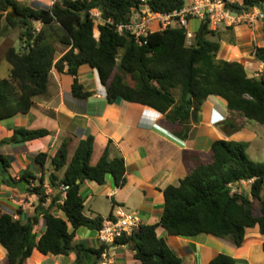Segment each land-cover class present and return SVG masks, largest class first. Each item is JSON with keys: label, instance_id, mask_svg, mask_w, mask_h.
Listing matches in <instances>:
<instances>
[{"label": "trees", "instance_id": "1", "mask_svg": "<svg viewBox=\"0 0 264 264\" xmlns=\"http://www.w3.org/2000/svg\"><path fill=\"white\" fill-rule=\"evenodd\" d=\"M194 1L58 0L50 7H41L18 0H0V32L20 28L24 42L21 50L10 47L6 53L11 71L7 78H0V121L33 112L34 100L49 93L50 73L54 69L73 77L75 98H90L93 92L86 91L78 77L80 68L88 65L98 71L110 105L123 99L149 106L166 115L170 129L182 140L194 135L191 123H198L201 108L211 96L222 97L228 110L248 123L264 125V75L251 78L242 63L218 59L222 37L209 21H203L191 46L187 45V29L178 23L149 33L142 38V44L129 32L118 31L144 6L155 13L171 14ZM224 1L235 13L259 9L264 14V0ZM95 10L101 13L100 18L93 14ZM35 22L40 23V30L34 26ZM51 40L68 48L60 59L55 57L57 48ZM255 53L256 60L264 64V47H257ZM176 89H180L178 97ZM51 134L46 128L18 127L0 145L32 143ZM95 142V136L88 134L71 159L69 140L60 144L55 155L39 153L35 162L42 169L40 179L29 169L20 180L12 178L13 161L0 153V185L25 182L29 193L39 197L34 216L26 221L5 213L0 205V245L8 253L5 264H24L36 250L44 255L76 254L74 264H101L107 245L97 248L74 241L79 229L99 232L105 221L99 214L90 217L85 213L81 186L86 180L103 186L112 176L117 187L125 188L128 169L122 155L112 157V141L99 162L92 164ZM250 146L244 141L216 140L209 159L195 164L178 185H169L164 190L165 205L159 222L143 223L139 232L118 238L115 244L130 245L142 264H184L168 241L159 236V228L176 237L195 238L202 234L218 239L232 237L237 247L243 246L248 229L258 227L264 235V162L249 157ZM31 180H39V185L31 188ZM46 180L51 193H46ZM242 181H252L249 196L233 193L230 187ZM255 203L260 205V215L255 214ZM54 209L64 217L57 216ZM41 218L46 230L39 238L35 228ZM208 264L243 263L233 256L219 254Z\"/></svg>", "mask_w": 264, "mask_h": 264}, {"label": "crops", "instance_id": "2", "mask_svg": "<svg viewBox=\"0 0 264 264\" xmlns=\"http://www.w3.org/2000/svg\"><path fill=\"white\" fill-rule=\"evenodd\" d=\"M29 5L50 7L49 0H18ZM48 1V2H47ZM242 3L243 0H232ZM193 20V19H192ZM196 23L194 33L200 30L202 20ZM221 34V49L218 59L228 62L242 63L249 77L260 78L264 75V64L256 60V48L264 47V21L259 20L253 25L244 23L229 27L222 23L218 28ZM68 49V48H67ZM67 49L58 57L60 59ZM98 71L85 65L80 68L79 80L86 91L93 96L85 100L75 98L72 92L73 77L51 72L49 93L34 100L33 112L18 114L14 118L0 121V141L11 138L14 129L26 127L31 129L46 128L51 135L34 142L24 144L0 145V153L6 154L13 161L12 178L20 180L29 169L38 177L42 176L41 166L36 164L35 157L41 152L55 155L60 144L69 140V158L71 159L82 139L88 134L96 138L92 164L96 165L102 157L106 146L112 141L114 148L112 157L122 155L127 165V186L119 188L114 178L109 176L106 185L86 180L81 186L80 194L85 204L94 197H102L112 201V212L116 206L129 208L131 201L137 200V211H142L143 223H158L164 211V190L169 185H178L187 173L200 161L210 156L212 145L216 140H234L257 143L256 132L258 123H240L236 119L238 113L227 108L222 97L211 96L203 104L198 115V123H191L194 135L182 140L174 135L166 115L136 103L118 99L110 105L107 101V89L101 83ZM178 97V96H177ZM227 123V125L225 124ZM239 127L238 129H235ZM257 152L264 145L257 144ZM50 165L45 168V178L49 174ZM65 169L59 176L62 177ZM6 178H8L6 176ZM32 187L39 185V180H31ZM248 185V184H247ZM246 186V185H245ZM46 193L52 188L45 182ZM250 188L247 190L250 194ZM29 185L20 182L16 185H0V205L5 213L12 214L16 219L26 221L34 216L39 197L29 193ZM21 211V213H19ZM57 216L64 217L56 211ZM97 213L99 211L95 210ZM141 212V213H142ZM100 214V213H99ZM103 217L105 220L111 216ZM93 217V216H90ZM46 230L44 219H40L35 228L39 238ZM158 234L165 238L169 246L184 260V264H208L219 254L233 256L243 264H264V235L259 228L248 229L242 247H237L232 237L216 239L215 236L202 234L193 237L170 236L168 231L159 228ZM76 243H85L90 247L100 248L98 232L81 228L77 231ZM7 251L0 245V264H5ZM254 258V259H253ZM76 254L69 256L44 255L35 251L32 258L24 264H74ZM101 264H142L135 258L130 245L110 246Z\"/></svg>", "mask_w": 264, "mask_h": 264}, {"label": "built area", "instance_id": "3", "mask_svg": "<svg viewBox=\"0 0 264 264\" xmlns=\"http://www.w3.org/2000/svg\"><path fill=\"white\" fill-rule=\"evenodd\" d=\"M55 1L58 0H52L51 3L53 4ZM93 14L97 18L101 16L97 10L93 11ZM192 19H201L202 22L209 21L213 28H218L222 23H226L229 27L244 23L253 25L259 20L264 21V14L259 9L247 13H235L227 8L224 0H195L192 5L171 14L155 13L148 6H144L140 11L134 13L130 23L119 26L118 31L119 33L129 32L142 44V38H145L149 33L166 30L174 23H178L187 29V45L191 46L195 37V33L188 29ZM247 184L251 186L252 181H242L239 185L231 184L230 187L233 193H242V187ZM68 188L63 187V189ZM142 219L139 212L129 211L123 206H116L113 216L104 221L103 228L98 232L99 242L108 247L115 246L118 238L130 237L139 232L143 224ZM103 257H106V253Z\"/></svg>", "mask_w": 264, "mask_h": 264}, {"label": "rangeland", "instance_id": "4", "mask_svg": "<svg viewBox=\"0 0 264 264\" xmlns=\"http://www.w3.org/2000/svg\"><path fill=\"white\" fill-rule=\"evenodd\" d=\"M51 1L52 0H49V3ZM24 4H28V3H26V1H25ZM39 5L41 7H45L44 3L40 2ZM100 22H101V20L98 19L97 23H100ZM196 23H200V20L199 19H193L190 21L189 28H188L189 31L194 32V27H195ZM34 26L36 27L37 30L41 29L40 23L35 22ZM22 32H23V30L20 28H17V29L6 28L0 32V78L1 79L7 78L9 76V72L11 71L10 63L6 60L7 50L10 47H15L16 49L21 50V48L23 47L24 42L22 41V37H21ZM96 36L97 37L99 36V32L97 30H96ZM51 41H53V40H51ZM53 42H54V46L57 48V52H56L55 57H56V59H58L59 55L61 53H63L64 50L67 49V47L60 44L59 41H53ZM54 70H56V69H54ZM50 76L52 77L51 73H50ZM174 92H175V96H179L180 89H176V90H174ZM239 117H241V116L239 114H237L235 120L239 119L240 123L243 122L244 119L239 118ZM256 132L259 135V139H258L257 143H255V144L251 143V146H250L247 153L253 161L264 162V145L261 147L262 148L261 151L259 153L257 152V147H258L257 144H261L262 141L264 142V125L258 124ZM207 159H209V158H207ZM249 186L250 185L248 184V185L242 187V194L243 195H245V196L248 195L247 190L249 189ZM136 204H138V202H137V200L134 199L133 201H131L129 208H127V207H125V208H127L129 211H132V212H139L142 216L143 212L141 211L142 212L141 213L140 211H137L138 209L136 208V206H137ZM96 209L99 211V213L104 218L108 217L112 211V201L109 199H106V198H102L100 196L99 197L96 196V197L92 198V200L89 203L86 204L85 213L88 216H95L96 214H99L95 211ZM254 210H255L256 215L261 214L260 205L258 203H255ZM93 232H94V234L96 233V231H93ZM213 238H216V237H213Z\"/></svg>", "mask_w": 264, "mask_h": 264}, {"label": "water", "instance_id": "5", "mask_svg": "<svg viewBox=\"0 0 264 264\" xmlns=\"http://www.w3.org/2000/svg\"><path fill=\"white\" fill-rule=\"evenodd\" d=\"M191 97V96H190ZM157 259H160V257H157Z\"/></svg>", "mask_w": 264, "mask_h": 264}]
</instances>
